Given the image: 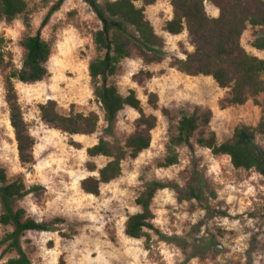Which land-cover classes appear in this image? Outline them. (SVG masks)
Instances as JSON below:
<instances>
[{
  "label": "rangeland",
  "instance_id": "374dc122",
  "mask_svg": "<svg viewBox=\"0 0 264 264\" xmlns=\"http://www.w3.org/2000/svg\"><path fill=\"white\" fill-rule=\"evenodd\" d=\"M135 1L145 8L156 32L164 37L169 57L148 64L133 49L114 81L123 95L134 89L146 113L157 116L158 123L150 148L136 159L127 158L122 175L103 184L98 196L86 193L81 183L98 174L89 170V162L101 168L109 159L90 157L87 149L101 137L123 144L145 128L137 123L138 112L127 106L120 112L113 134L105 131L104 109L96 100L89 76V63L96 56L92 34L101 25L92 8L83 0H66L53 12L42 29L44 39L54 40L48 76L35 83L15 82L25 120L36 141L33 166H25L19 159L6 101L8 68L0 65V164L11 180L22 178L30 190L18 202L29 216L37 221L64 220L56 225L57 231H28L22 238L23 249L33 264H59L61 257L66 264H264V176L238 170L229 156H216L197 143L206 132L216 133L218 141L225 142L238 126L258 125L264 95L252 97L243 105L223 107L228 89L221 88L212 76L187 75L170 65L172 56L185 57V52L194 51L187 31L172 35L165 30L166 22L173 17L172 0ZM29 2L36 10L30 33L36 34L58 0ZM205 5L211 17L219 15L209 0ZM27 33L22 18L8 22L0 16V37L5 39L7 60L18 68L23 65L21 41ZM253 39L254 29L248 26L242 44L250 54L264 58V50L254 48ZM147 71L154 75L143 74ZM51 99L63 114L71 110L98 113V131L69 135L42 121L39 105ZM195 110H211L210 125L199 129L192 140L193 148L179 147L177 165L161 166L171 132L183 113ZM256 141L264 148V136L258 135ZM154 180L170 185L160 190L153 202L154 225L167 236L180 237V243L163 241L152 231L149 241L125 232L128 216L141 210L136 199L145 183ZM175 185L178 189L172 187ZM200 188L201 200L188 198L189 189ZM4 232L0 225V239ZM213 241L219 243L218 252L190 258V247ZM16 255L5 247L0 249V264Z\"/></svg>",
  "mask_w": 264,
  "mask_h": 264
},
{
  "label": "trees",
  "instance_id": "16d2710c",
  "mask_svg": "<svg viewBox=\"0 0 264 264\" xmlns=\"http://www.w3.org/2000/svg\"><path fill=\"white\" fill-rule=\"evenodd\" d=\"M66 0H58L50 10L36 34H31L33 14L36 11L29 0H0V16L8 22L23 19L27 34L21 41L24 60L21 68L12 60H7L4 51L5 39L0 37V65H6V101L10 110V122L14 129L20 162L25 166L35 164L36 145L29 125L25 120L22 106L15 86L16 81L35 83L49 74L47 67L54 40H46L42 29L47 25L50 15L57 11ZM87 3L101 25L93 34L96 56L89 63V76L96 100L104 109L107 124L105 131L113 134L117 118L127 106L139 114L137 123L145 128L127 138L122 144L101 137L97 144L87 149L90 157H106L108 162L99 168L94 162L88 163L91 172L97 175L86 177L82 189L92 195H100L101 186L119 178L123 173V163L127 158L136 159L152 144V131L156 128L158 117L147 114L136 91L131 89L123 95L114 81L122 62L131 56L135 49L145 63L162 62L169 57L166 41L159 35L147 17L144 7L135 0H83ZM219 10L217 17H211L206 0H172L173 17L166 22L165 30L172 35L187 31L192 38L194 51L185 52V57L172 56L170 65L191 76H212L221 88L228 89V96L222 106L243 105L250 98L264 95V58L252 55L244 48L242 36L248 26L254 29L252 45L264 50V0H209ZM254 8H251V3ZM152 77L153 72H143ZM157 97V96H153ZM157 99V98H155ZM152 101V100H151ZM157 105V101H152ZM264 106V101H263ZM41 119L48 125L69 135H91L98 131L100 116L71 110L63 114L58 110L55 100L39 105ZM212 111L195 110L183 113L167 143V155L161 166L170 167L180 162L179 147L193 148L192 140L201 127H208ZM264 136L263 116L256 126H238L231 139L219 142L216 133L210 131L200 135L197 143L209 148L216 156L227 155L238 170L254 171L264 176V148L256 141ZM198 177V176H197ZM170 187L160 181L146 182L138 198L141 210L128 216L125 232L128 236L151 239L149 231L161 240L180 243V237L167 236L154 225L153 202L157 193ZM178 189L179 186H172ZM22 178L11 180L6 169L0 164V225L4 235L0 239V249L4 248L17 255L4 264H33L22 246V238L28 231H57L56 225L64 222L61 218L51 221H37L29 216L18 202L29 193ZM188 198L202 199V190L189 189ZM190 258L204 257L208 252H218L219 243L201 244L190 247ZM59 264H66L64 257Z\"/></svg>",
  "mask_w": 264,
  "mask_h": 264
}]
</instances>
